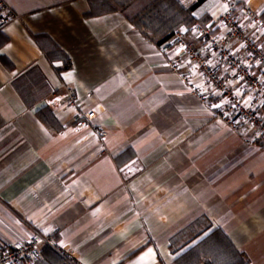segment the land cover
Wrapping results in <instances>:
<instances>
[{
  "label": "crops",
  "instance_id": "obj_1",
  "mask_svg": "<svg viewBox=\"0 0 264 264\" xmlns=\"http://www.w3.org/2000/svg\"><path fill=\"white\" fill-rule=\"evenodd\" d=\"M4 1L18 18L0 30V245L35 231L73 264H171L220 228L264 264V149L213 117L168 68L170 53L119 11L86 17L87 0ZM222 1L192 14L207 25ZM239 3L264 12V0Z\"/></svg>",
  "mask_w": 264,
  "mask_h": 264
},
{
  "label": "built area",
  "instance_id": "obj_2",
  "mask_svg": "<svg viewBox=\"0 0 264 264\" xmlns=\"http://www.w3.org/2000/svg\"><path fill=\"white\" fill-rule=\"evenodd\" d=\"M239 0H223L221 12L207 25H181L158 46L170 53L167 66L186 83L214 118L241 132L258 145L264 140V21ZM17 13L0 0V30L17 19ZM69 99L74 100L70 93ZM214 105H219L215 107ZM94 110L80 114L78 129L88 125ZM105 138L107 132L99 130ZM45 245L55 247L53 235L33 232L23 241L0 245V264H35ZM62 264H73L68 261Z\"/></svg>",
  "mask_w": 264,
  "mask_h": 264
},
{
  "label": "trees",
  "instance_id": "obj_3",
  "mask_svg": "<svg viewBox=\"0 0 264 264\" xmlns=\"http://www.w3.org/2000/svg\"><path fill=\"white\" fill-rule=\"evenodd\" d=\"M89 11L84 15L97 16L110 12H121L130 23L149 41L159 46L181 25L191 28L194 22L198 21L205 25L208 16L194 17L193 10L196 6L205 0H197L194 5L186 6L181 0H87ZM238 10H242L243 6L238 2ZM264 21V12L261 14ZM37 43L46 55V57L55 61L63 58L65 63L59 70L70 68L71 64L56 44L46 45L41 42L40 37L35 36ZM36 80L28 82L26 92L34 85ZM13 84L18 90L21 97L28 102L30 106L32 102L28 101L24 88H21L16 80ZM38 117L50 127L55 121L54 114L49 108H44L37 112ZM258 145L264 149V140ZM133 155L128 150L126 159ZM137 249L130 256L136 254ZM66 262L65 257L58 252L57 249L45 245L41 248V256L36 260L35 264H62ZM171 264H249L243 253L239 252L232 241L228 238L220 228L212 230L205 237L200 239L185 252L180 254Z\"/></svg>",
  "mask_w": 264,
  "mask_h": 264
},
{
  "label": "snow or ice",
  "instance_id": "obj_4",
  "mask_svg": "<svg viewBox=\"0 0 264 264\" xmlns=\"http://www.w3.org/2000/svg\"><path fill=\"white\" fill-rule=\"evenodd\" d=\"M215 107H219V105H214ZM149 251H151V249H149Z\"/></svg>",
  "mask_w": 264,
  "mask_h": 264
},
{
  "label": "rangeland",
  "instance_id": "obj_5",
  "mask_svg": "<svg viewBox=\"0 0 264 264\" xmlns=\"http://www.w3.org/2000/svg\"><path fill=\"white\" fill-rule=\"evenodd\" d=\"M185 1V0H184Z\"/></svg>",
  "mask_w": 264,
  "mask_h": 264
}]
</instances>
